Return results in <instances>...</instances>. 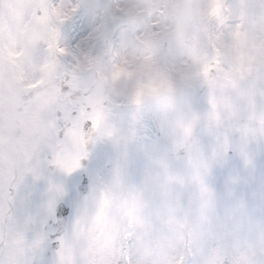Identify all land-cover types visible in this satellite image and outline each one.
<instances>
[{
	"label": "clouds",
	"instance_id": "9594fccd",
	"mask_svg": "<svg viewBox=\"0 0 264 264\" xmlns=\"http://www.w3.org/2000/svg\"><path fill=\"white\" fill-rule=\"evenodd\" d=\"M43 3L22 5L27 23L5 7L0 71L18 76L34 65L38 91L71 92L56 99L77 113L87 151L108 153L105 173L132 146L179 155L190 164L178 194L191 205L202 153L230 150L242 164L230 239L207 236L194 218L149 264L179 256L184 264H264V0H104L90 40L63 56ZM10 52L22 55L11 60Z\"/></svg>",
	"mask_w": 264,
	"mask_h": 264
},
{
	"label": "snow or ice",
	"instance_id": "6c2138e0",
	"mask_svg": "<svg viewBox=\"0 0 264 264\" xmlns=\"http://www.w3.org/2000/svg\"><path fill=\"white\" fill-rule=\"evenodd\" d=\"M45 19L63 24L75 12L44 0ZM5 7L0 0V24ZM53 41L59 27L52 28ZM57 53L68 55L65 47ZM15 60L21 53L10 52ZM43 80H26L0 71V264H134L132 241L127 260L104 246L107 227L102 198L90 199L97 176L79 175L90 157L77 113L65 100L63 86L40 90ZM65 178H75L84 193L76 198L66 191ZM46 185L40 210H34L29 184Z\"/></svg>",
	"mask_w": 264,
	"mask_h": 264
},
{
	"label": "rangeland",
	"instance_id": "374dc122",
	"mask_svg": "<svg viewBox=\"0 0 264 264\" xmlns=\"http://www.w3.org/2000/svg\"><path fill=\"white\" fill-rule=\"evenodd\" d=\"M27 2L14 0V7L8 9L9 15L27 23L22 7ZM49 2L63 5L65 10L76 9L59 25L60 42L75 54L101 24L104 0ZM34 74L35 66L30 65L27 69L22 68L19 75L31 80ZM108 159L104 149L92 150L82 173L88 177L97 176L90 199L102 198L103 193H107L108 203L103 209L107 225L104 246L117 255L123 252L125 260L131 240L134 264H149L154 250L164 249L175 228L181 223L185 226L191 224L194 218L207 226V236L222 237L227 241L237 231L239 225L230 210L241 202L244 172L232 151H216L210 159L207 153L201 154L195 177L200 186V196L191 205H187L178 194L189 159L181 160L179 155H162L147 147L132 146L115 167L105 173ZM64 182L66 191L72 194L75 202L80 196L76 189L78 180L65 178ZM45 187L43 183L37 186L29 184L34 210L41 209ZM169 264H184V258L172 257Z\"/></svg>",
	"mask_w": 264,
	"mask_h": 264
},
{
	"label": "water",
	"instance_id": "95a60500",
	"mask_svg": "<svg viewBox=\"0 0 264 264\" xmlns=\"http://www.w3.org/2000/svg\"><path fill=\"white\" fill-rule=\"evenodd\" d=\"M79 191H80L81 193H84L85 189H84L83 187L79 186Z\"/></svg>",
	"mask_w": 264,
	"mask_h": 264
}]
</instances>
